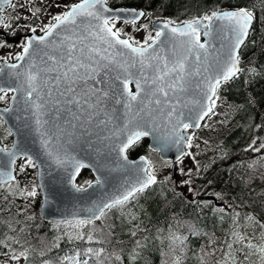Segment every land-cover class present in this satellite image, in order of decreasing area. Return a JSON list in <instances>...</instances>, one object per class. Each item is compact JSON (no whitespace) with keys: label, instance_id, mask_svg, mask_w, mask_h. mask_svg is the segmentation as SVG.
<instances>
[{"label":"trees","instance_id":"trees-1","mask_svg":"<svg viewBox=\"0 0 264 264\" xmlns=\"http://www.w3.org/2000/svg\"><path fill=\"white\" fill-rule=\"evenodd\" d=\"M78 1L63 0L61 6ZM107 5L140 9L148 22L172 20L171 25L176 26L214 10L244 7L253 12L252 28L239 51L240 71L228 83L220 84L215 95L229 107L232 121L219 130V136L203 135L204 125L195 131L220 154L207 148L193 155L201 163L200 173L188 176L192 191L184 192L176 185L177 177H172L171 163L150 152L146 140L139 141L128 151V157H147L157 183L126 204L106 210L103 217L87 226L44 222L39 213L36 169L25 166L20 171L24 159L18 160L15 182L0 187V259L15 255L21 264H74L83 259L88 264H175L177 259L180 264H223L224 260L232 264L227 255L230 252L235 264H264L258 247H246L248 242L264 246V149L250 148L253 141L254 147L264 143V0H108ZM10 12L12 7L4 15V25H11L6 29L8 36L19 24L14 15L8 16ZM129 36L121 32L122 38ZM9 98L10 93L0 106L6 107ZM218 110L215 103L213 114L206 120L220 116ZM11 142L12 136L0 121V145L9 148ZM162 167L170 168L169 173L158 178ZM84 179L93 177L82 171L79 181ZM33 189L35 197L27 194ZM234 232L245 239L228 249L227 243L235 240ZM78 234L85 238L78 239ZM87 234L94 237L93 241H87ZM172 237H180L183 243ZM87 248L105 251L96 257L85 255Z\"/></svg>","mask_w":264,"mask_h":264},{"label":"snow or ice","instance_id":"snow-or-ice-1","mask_svg":"<svg viewBox=\"0 0 264 264\" xmlns=\"http://www.w3.org/2000/svg\"><path fill=\"white\" fill-rule=\"evenodd\" d=\"M0 3L10 5L13 9L17 7L16 4L12 3V0H0ZM106 3L107 0H79L77 3L65 5L66 10L58 14H50L52 22L42 24L39 29L43 35L25 38L22 53L16 56L18 61H24L27 58V63L23 66L24 70L18 71L22 67L21 64L5 65L12 70L8 74L9 77H15L17 80L23 77V81L15 87L11 84L8 87L0 86V94H2L0 101L5 100L9 92L23 93L21 100L24 110L31 112L35 131L39 134L40 144L45 155L61 167L70 163L74 169L69 174L70 181L74 180L79 169L85 165L76 160L75 157L70 156L64 147V143H71L70 138L75 136V132L69 131V129L80 128L84 130L82 134L87 135L94 127L100 129L101 132L110 133V135L104 136V139L127 133L126 139L121 141L119 148L121 153L141 137L152 135L160 123H165L166 127L170 125V135L154 137L156 143L152 146V151L163 152L170 145L178 146L182 141H185L184 132L193 127H200L199 120L213 114L215 107L213 97H215L221 81L233 78L240 71L237 67L239 56L236 53L248 36L254 20L253 12L241 7L231 11L214 10L211 14L185 21L183 28L172 27L170 29L172 34L186 37L185 40L181 41V46L184 47L187 55L173 60L171 67H169L168 62L163 64V68L149 64V67H153L154 74L145 76L146 61L159 59L154 55V50L153 53H148V48L151 47L148 45V40L152 39L151 35L144 41V44L148 45L147 47L143 45L133 46L139 42L131 36L127 39L120 38L122 30L116 28V23L121 17L106 16L105 12L109 11L104 7ZM23 6V4L19 5L21 8ZM54 7H60V5L57 3ZM142 16H145L143 11L136 12L133 10L132 23L135 24V20ZM15 18L20 19L19 16ZM124 22L128 23V20L125 19ZM173 23L174 21L167 20L164 22L163 28L166 29ZM4 27L7 29L11 25L5 24ZM217 28L222 32L227 31L231 40L227 59L223 62L222 71H218L212 76L203 77L201 82L204 85L203 95L201 100L196 101L200 105V109L195 116L185 117L179 105L183 103L180 99V93L185 90L186 77L200 75L201 68L209 56L208 42H201V29H203V35L207 37L216 33ZM29 30L32 33L37 32L35 27H30ZM162 35H164L163 30L157 28L156 39ZM0 46L3 45L0 44ZM118 46L129 50L132 55H129L127 60H118V56L125 55L124 52L118 50ZM41 52L43 54L39 55ZM146 53L148 54L146 55ZM193 54L195 55V63L188 65L186 69L188 56ZM37 56H39V62ZM133 56L139 57V60L134 59ZM137 63L140 65V74L134 80L136 91L133 92L129 88V83L134 74L130 73L128 69ZM117 69L122 70V73L117 74L114 79L121 82L120 96L124 99L123 107L126 120L123 127H110L113 125L115 110L109 111L105 107V101L112 91L111 84L104 88L97 87V85L105 84L103 77ZM193 69L195 70L193 71ZM3 70V67H0V74L3 73ZM204 71L206 72L207 68H204ZM102 73L103 76H101ZM198 86L200 85L198 84ZM11 99L13 103H20L15 95ZM111 99H114L116 104L121 103V100L116 98L115 92H112ZM205 100L208 102L207 104L203 102ZM184 107H187V104H184ZM12 110L11 108L3 109L4 112ZM64 113L70 117V119H65L67 128L59 123ZM182 117L189 120L194 119L196 123H185ZM2 120L3 117L0 116V121ZM8 134H12L11 129L8 130ZM97 135L99 134L97 133ZM62 137L66 140H62ZM191 139V136L187 137L188 147H191ZM255 144L256 141H253L250 145L253 151L264 149V143L260 144L259 147H254ZM0 154L7 157L6 162H0V187L10 185L16 179L13 175L12 166L16 164L18 156L24 158V164L20 166V171H24L25 166H37L35 158L21 149L17 143H14L11 148L0 147ZM123 160L127 161L128 157L124 156ZM140 160L147 163L148 167L137 165L133 169L135 172L134 180L126 181L122 185L121 191L107 201L95 204L93 208L89 209L91 216L87 219H79L76 223L87 226L93 223L95 219L103 217L106 210L126 204L130 199H135L137 193L143 192L150 185L157 183L156 175L151 170L148 158L140 157ZM121 167H127V165H121ZM88 183L91 187V182ZM95 183L99 185L102 181L97 177ZM183 183H188V181ZM82 190L85 189L77 188V191ZM27 194L32 197L37 195L35 189ZM131 235L135 237L136 232L132 231ZM232 235L235 240L227 243L228 249H232L233 243L245 239L243 235L237 232L232 233ZM77 238L84 239L85 236L78 234ZM172 238L181 240L183 243L180 237ZM86 239L91 242L94 237L87 234ZM136 243L139 247L140 242L137 241ZM246 247L248 249L258 247L259 252L264 254V246H256L248 242ZM104 251L103 248L98 250L87 248L85 255L92 254L100 257ZM227 255L231 258L232 264H235V257L230 252ZM245 258H247V253ZM261 258L264 259V256ZM12 259H19V257L14 255ZM64 259L70 258L65 257ZM116 259H120L119 255L116 256ZM45 264H49V262L45 261ZM74 264H88V260H75ZM175 264H180L179 259L175 261ZM223 264H229L228 260H224Z\"/></svg>","mask_w":264,"mask_h":264},{"label":"water","instance_id":"water-1","mask_svg":"<svg viewBox=\"0 0 264 264\" xmlns=\"http://www.w3.org/2000/svg\"><path fill=\"white\" fill-rule=\"evenodd\" d=\"M9 7L10 5L0 3V28L3 23L2 15ZM104 7L109 9L108 12H105L106 16H119L121 17V19L118 22H122L124 24H133V10H135L136 12L142 11L136 8H111L107 5V3L106 5H104ZM144 18L145 16L137 18L135 20V24H138ZM125 19L128 20V23L124 22ZM204 23H207V21H204ZM163 24L164 22L162 21L151 22L150 24V27L153 31L156 32L157 28H161L164 32V35L160 36L159 39H156L155 37L151 42L148 43V45H151V47L148 48V53H153L154 50V55L159 57V59H151L150 61H146V65L144 68L145 76H152L154 74V69L153 67H149V64L153 66L158 65L159 67L163 68V64L165 62H168L169 67H171V62L173 60L178 57L187 55L184 47L181 46V41L185 40L186 37H181L178 34H172L170 31L172 27L183 28L184 24L177 26L169 25V27L166 29L163 28ZM252 25L249 29V32L252 28ZM33 35L36 34L29 33L26 35V38ZM41 35H43V33ZM0 37H2L8 43H16L19 40V38H10L5 32L2 31H0ZM247 38L248 36L246 37L245 41L247 40ZM154 40L155 43H153ZM205 41L208 42V60L202 66L200 75L186 77L187 83L185 85V90L184 92L180 93V99L183 103L180 104L179 107L184 112L185 117L195 116V114L199 111L200 105L197 104L196 101L201 100V97L203 95L204 85L201 83L203 81V77L212 76L215 75L218 71H222L223 62L227 59L229 47L231 44L228 32H222L219 28L216 29V33H214L212 36L207 37L203 35V29H201V42ZM243 44L241 45V47L243 46ZM148 45L144 46L147 47ZM241 47L237 50L236 54L238 56ZM118 50L125 53L124 56H118V60H127L129 55H132L129 53V50L119 48V46ZM148 53H146V55ZM42 54V52L39 53V55ZM133 58L139 60V57L133 56ZM37 61L39 62V56H37ZM14 63L22 65V67L18 69V71L22 72L24 70L23 66L27 63V58L24 61L16 60L14 62H8L4 60L0 62V67H3L4 69L3 73L0 74V86L8 87V85L11 84L13 87H15L18 83H21L23 81V77H21L19 80H17L15 77H9L8 74L12 70L5 67V65ZM194 63L195 55H189L188 61L186 62V69L188 68V65ZM237 67L240 69L239 63ZM204 68H207L206 72L204 71ZM194 70L195 69H193V71ZM128 71L134 74L132 80L129 83V88H131V90L135 92L136 87L134 80L140 74L139 63H137L134 67H130ZM120 73H122L121 69L111 71L108 76L103 77L105 80V84L97 85V87L104 88L106 87V85L111 84L112 91H110L109 98H106L105 101V107L109 111H112L113 109L115 110L113 125H110V127H123L126 120V118L124 117L125 109L123 107L124 99L120 96V91L122 90L121 82L114 79L115 76ZM101 76H103V73L101 74ZM233 78H230L227 81H221L220 84L228 83ZM198 84L200 86H198ZM112 92L116 93V98L120 99L121 103L116 104L115 100L111 99ZM9 93L11 94V96L9 98L8 105L6 107L0 106V116L3 117L2 122L4 123L7 130L11 129L12 132V142L9 148H11L14 143H17L21 149L27 151L35 158V163L37 165L35 167L36 183L41 196L39 213L42 220L46 223H73L79 219H87L91 216V212L89 211V209L93 208L95 204L101 201H107L110 197L115 196L119 191L122 190V185L126 181L134 180L135 172L133 171V169H135L137 165L148 167L147 163L140 160V157L145 156H140L139 158L135 159H131L128 157V151L141 140H146L148 142V150L152 153L157 154L159 160L171 163V174L173 179H176V164L185 155L187 137L190 136L191 131L199 129L204 121L210 116L209 114V116L205 117L202 120H199L200 127H193L184 132L186 139L185 141H182L180 145H170L163 152L152 151V146H154L156 143L154 137H160L166 134L170 135V125L166 127L165 123H160L159 127L152 133V135L141 137L138 141H135L133 144L129 145L123 153L119 151V148L121 146V141L126 139L127 133H124L123 135L112 136L110 139H104L103 137L106 135H110V133L101 132L100 129H96L94 127L92 128L90 134L87 135L82 134L84 131L83 129H69V131L75 132V136L70 138L72 141L71 143L65 142L64 147L70 154V156L75 157L76 160L81 161L85 165V167L79 169L78 173L75 175L74 180L70 181L69 174L74 171L70 163L61 167L53 163L45 155L44 150L40 144L39 134L35 131L34 120L31 116V112L24 110L23 101L21 100L23 93ZM13 95L17 96V99L20 100L19 104L13 103L11 99ZM214 98L215 97H213V99ZM203 102L205 104L208 103L206 100ZM173 103H175V101H173ZM184 104H187V107H184ZM5 108H11L13 110L10 112H4L3 109ZM65 119H70L67 113H64L62 115L59 123L67 128L68 126L65 123ZM182 119H184L185 123H196L194 119L189 120L183 117ZM97 133L99 135H97ZM62 140H66V138L62 137ZM0 147L2 146L0 145ZM124 156L128 157L127 161L123 160ZM21 159L24 158L22 156H18L16 159V163ZM6 160L7 157H5L3 154H0V162H6ZM121 165H127V167H121ZM15 166L16 164L12 167L13 175L16 177ZM82 171L90 172L95 181L97 177H99L102 183L98 185L94 181L93 183H91V187H89L88 185L85 188H81L85 190L77 191V188L80 187L76 185V181ZM15 180L11 183H14ZM97 220L98 219H95L93 222Z\"/></svg>","mask_w":264,"mask_h":264},{"label":"rangeland","instance_id":"rangeland-1","mask_svg":"<svg viewBox=\"0 0 264 264\" xmlns=\"http://www.w3.org/2000/svg\"><path fill=\"white\" fill-rule=\"evenodd\" d=\"M62 1L63 0H13L12 3L16 4L17 7L15 9L12 8V12H10L8 16L14 15V21H19V24L11 31L12 38H19V40L16 43H8L3 39L0 41V44L3 45L0 46V62L4 60L12 62L14 58L22 52V44L26 35L32 33L29 30L30 27L37 28V32L34 34H39V32H41L39 29L42 24L52 22L50 14H58L64 10V7L61 6ZM57 3L60 7H54ZM20 4L24 6L21 8L19 7ZM17 16H19L20 19L17 20L15 18ZM150 24L151 22H148L144 18L138 24H134L135 27L121 22L116 24V28L131 35L135 41L139 42L137 46H144V41L149 35H151L152 40L156 37L154 34L155 31L151 29ZM1 29L4 30L5 27L3 26ZM152 40H148V43ZM214 100L215 103H217L218 112H221V114L217 118H210L202 124V126L204 125L202 134L205 136H211V134L219 136V130L224 129L225 124L232 121L231 117L233 114L229 110V107L218 97H215ZM195 131H192L190 135L192 139L188 153L185 152L183 158L176 164V177L178 179L179 189L184 192L189 190L188 183H183L189 180L188 176L198 175L200 173L201 163L200 161H195L193 155L198 151L203 152L207 148L215 154H220L219 150L214 151V148H209L207 142L201 138L200 134L195 133ZM161 169L162 170L157 174L158 178L168 175L170 170L168 167H162ZM0 264H21V261L19 259L2 258L0 259Z\"/></svg>","mask_w":264,"mask_h":264},{"label":"flooded vegetation","instance_id":"flooded-vegetation-1","mask_svg":"<svg viewBox=\"0 0 264 264\" xmlns=\"http://www.w3.org/2000/svg\"><path fill=\"white\" fill-rule=\"evenodd\" d=\"M77 3V2H76ZM7 10V9H6ZM5 13H6V11L3 13V23H2V26H1V28L4 26V15H5ZM0 28V31H2V32H5L6 33V28L4 29V30H2ZM15 28V26L11 29V31L13 30ZM7 34V33H6ZM34 34V33H33ZM42 34V32H39V34H36V35H41ZM8 35V34H7ZM11 36H9L10 38H12V34H10ZM0 38H2V37H0ZM3 39V38H2ZM4 40V39H3ZM22 40H24V39H22ZM25 43V40H24V42H23V44ZM23 44H22V47H23ZM22 50H23V48H22ZM14 59H16V57L14 58ZM17 60V59H16ZM16 60H14V61H16ZM10 96H11V94H10ZM82 173V172H81ZM81 173H80V175H81ZM91 174V173H90ZM79 175V176H80ZM92 175V174H91ZM79 176H78V181H76V185L78 186V187H80V188H85L86 186H88L89 185V183L88 182H91V183H93L95 180H94V177H93V180H91V179H84V180H81V181H79ZM176 185H178V182H176Z\"/></svg>","mask_w":264,"mask_h":264}]
</instances>
